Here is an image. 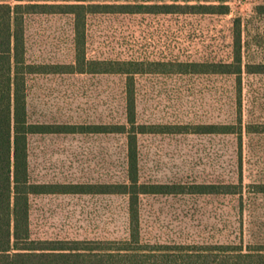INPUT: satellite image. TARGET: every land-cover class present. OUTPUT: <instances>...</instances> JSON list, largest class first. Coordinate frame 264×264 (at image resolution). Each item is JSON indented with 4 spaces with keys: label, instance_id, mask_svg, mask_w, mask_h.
<instances>
[{
    "label": "rangeland",
    "instance_id": "1",
    "mask_svg": "<svg viewBox=\"0 0 264 264\" xmlns=\"http://www.w3.org/2000/svg\"><path fill=\"white\" fill-rule=\"evenodd\" d=\"M264 0H229L227 15L99 14L86 24V55L99 60L220 62L231 55L232 20L247 17ZM261 27V25H260ZM256 26L248 29L250 39ZM27 58L43 64L73 60L69 16L26 18ZM170 70V67L165 68ZM243 94L262 97L244 109V120L264 122V77H248ZM124 77L109 74H37L27 82L28 115L41 124L123 122ZM226 76L164 73L135 77L136 117L141 123L203 124L231 118ZM250 111V112H249ZM245 138V137H244ZM253 152L244 181H264V135L243 140ZM124 137L111 135H35L29 140L32 180L46 184L118 180L124 170ZM231 137L143 136L139 140L141 178L161 183H196L229 176ZM233 199L145 197L140 203L145 236L159 242L223 240L203 210L233 207ZM127 201L122 196L42 195L31 200V228L39 238H121L126 234ZM264 228V199L255 202ZM209 218V219H208ZM258 225V224H257Z\"/></svg>",
    "mask_w": 264,
    "mask_h": 264
},
{
    "label": "trees",
    "instance_id": "2",
    "mask_svg": "<svg viewBox=\"0 0 264 264\" xmlns=\"http://www.w3.org/2000/svg\"><path fill=\"white\" fill-rule=\"evenodd\" d=\"M229 0H0V264H264V228L255 202L264 199V181H244L253 152L245 138L264 135V122L244 120V109L261 106L262 97L244 95L245 78L264 77V5L232 20L231 55L220 62L99 60L86 55V24L99 14H229ZM32 15L69 16L73 60L43 64L27 58L25 23ZM256 26L250 39L248 29ZM261 25V27H260ZM170 67V70L165 68ZM226 76L231 118L203 124L141 123L136 117L135 77L164 73ZM109 74L124 77V121L107 124H41L28 115L27 82L37 74ZM250 112V111H249ZM111 135L124 137V170L118 180L46 184L32 180L29 140L35 135ZM231 137L229 176L199 183H161L141 178L139 140L143 136ZM245 137V138H244ZM42 195H97L126 198L127 227L121 238L35 237L31 200ZM233 199L228 209L203 210L223 240L159 242L143 231L140 203L145 197ZM208 218V219H209ZM258 224V225H257Z\"/></svg>",
    "mask_w": 264,
    "mask_h": 264
}]
</instances>
